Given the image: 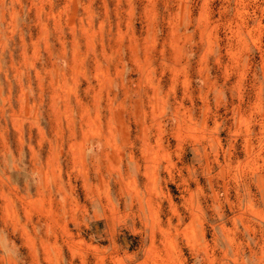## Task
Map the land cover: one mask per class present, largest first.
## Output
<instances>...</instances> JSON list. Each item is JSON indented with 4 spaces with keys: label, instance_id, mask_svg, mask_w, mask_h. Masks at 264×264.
Returning <instances> with one entry per match:
<instances>
[{
    "label": "rangeland",
    "instance_id": "obj_1",
    "mask_svg": "<svg viewBox=\"0 0 264 264\" xmlns=\"http://www.w3.org/2000/svg\"><path fill=\"white\" fill-rule=\"evenodd\" d=\"M0 264H264V0H0Z\"/></svg>",
    "mask_w": 264,
    "mask_h": 264
}]
</instances>
